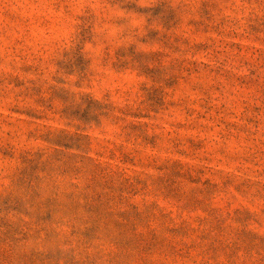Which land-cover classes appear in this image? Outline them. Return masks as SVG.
<instances>
[{
    "label": "rangeland",
    "instance_id": "374dc122",
    "mask_svg": "<svg viewBox=\"0 0 264 264\" xmlns=\"http://www.w3.org/2000/svg\"><path fill=\"white\" fill-rule=\"evenodd\" d=\"M0 264H264V0H0Z\"/></svg>",
    "mask_w": 264,
    "mask_h": 264
}]
</instances>
